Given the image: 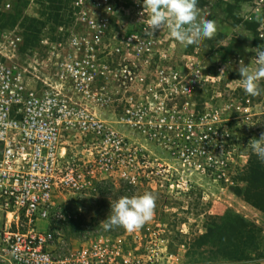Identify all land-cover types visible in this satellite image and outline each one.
<instances>
[{"label":"rangeland","instance_id":"rangeland-1","mask_svg":"<svg viewBox=\"0 0 264 264\" xmlns=\"http://www.w3.org/2000/svg\"><path fill=\"white\" fill-rule=\"evenodd\" d=\"M83 2L85 14L73 0L0 5V16L11 12L17 19L11 27L32 52L58 37L67 43L72 33L90 39L88 19L109 23L98 44L82 45L95 64L82 101L124 139L126 159L99 132L73 137L72 154L92 183L62 201L66 241L78 246L88 235L117 237L128 264H264V209L246 197L252 160L264 165L252 147L264 134V79L260 95L250 96L238 71L241 64L255 68L254 49H264V0H198V18L213 22L216 34L188 47L167 24L152 32L137 0ZM202 134L213 142L207 155L203 149L183 155ZM146 193L155 197V209L143 227L103 228L111 204Z\"/></svg>","mask_w":264,"mask_h":264},{"label":"built area","instance_id":"built-area-1","mask_svg":"<svg viewBox=\"0 0 264 264\" xmlns=\"http://www.w3.org/2000/svg\"><path fill=\"white\" fill-rule=\"evenodd\" d=\"M73 3L86 13L83 0ZM88 22L94 27L90 39L72 33L67 43L58 37L41 52L25 50L14 28L0 31V264H128L117 237L88 235L73 246L62 233V201L92 183L72 154L73 137L99 132L114 147L112 153L126 159L124 139L98 122L82 101L95 78L92 54L82 45L98 44L109 24ZM204 136L186 145L183 155L192 157L199 149L207 155L206 145L213 142Z\"/></svg>","mask_w":264,"mask_h":264},{"label":"clouds","instance_id":"clouds-1","mask_svg":"<svg viewBox=\"0 0 264 264\" xmlns=\"http://www.w3.org/2000/svg\"><path fill=\"white\" fill-rule=\"evenodd\" d=\"M142 3L147 14V24L152 32L161 30L167 24L171 36L184 47L211 40L216 34L213 22L200 20L197 10L198 0H137ZM256 67L241 64L238 71L242 78V88L250 96L261 93L260 81L264 79V49L255 48ZM223 71V70H222ZM264 134L253 144L255 154L264 159ZM111 215L103 224L105 230L122 227L133 232L152 219L155 197L149 193L136 197H121L110 205Z\"/></svg>","mask_w":264,"mask_h":264},{"label":"trees","instance_id":"trees-1","mask_svg":"<svg viewBox=\"0 0 264 264\" xmlns=\"http://www.w3.org/2000/svg\"><path fill=\"white\" fill-rule=\"evenodd\" d=\"M48 1H53V0H48ZM1 4H2V0H0V5ZM8 13L11 12H7V15L5 17L3 16L4 14L0 16L1 27H11V26L13 27L16 25L17 19H15V17L12 16V14H8ZM27 28L30 31H32V29L37 32L39 31L37 26L28 25ZM206 146H208V149H210L211 148L210 142H208ZM249 176L251 180H250L249 188L246 189V197L248 200L250 199L251 201H253L254 203H256L257 205H259L264 209V165L262 161H258L257 159L252 160ZM241 190L242 189L238 188L237 192L241 193Z\"/></svg>","mask_w":264,"mask_h":264}]
</instances>
